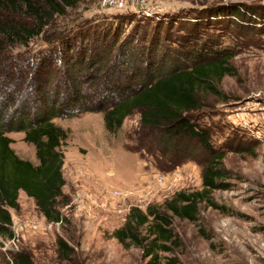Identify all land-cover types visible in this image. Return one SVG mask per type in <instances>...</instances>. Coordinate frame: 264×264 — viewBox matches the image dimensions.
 I'll return each instance as SVG.
<instances>
[{
    "label": "rangeland",
    "instance_id": "374dc122",
    "mask_svg": "<svg viewBox=\"0 0 264 264\" xmlns=\"http://www.w3.org/2000/svg\"><path fill=\"white\" fill-rule=\"evenodd\" d=\"M103 1L85 0L68 9L65 16L55 15L28 48L14 41L1 42L8 56L19 57L38 55L48 48L46 39L56 30L83 21L103 36L116 27L122 31L116 46L114 36H106V42L103 38L100 49L105 56L98 70L85 69L80 74L81 100L95 112L55 120L68 132L61 147L66 184L57 205L63 222H48L35 201L21 191L19 208L10 210L15 237L0 236V264H9L20 255H29L33 264H148L142 248L125 247L112 233L124 225L134 207L164 209L179 193L201 191L210 157L196 144H188V156L178 165L166 157L155 160L136 152L139 138L152 139L142 130L141 111H135L120 130L111 133L98 109L109 106L116 89L129 85L122 77V59H115L122 44L131 52L150 44L156 32L161 38L177 36L182 30L212 22H223V26L206 34L215 43L235 49L231 65L236 74L219 83V95L201 92V107L193 116L198 125L210 129L213 147L226 152L219 162L227 175L222 181L226 189L215 191L212 197L227 210L203 202L195 221L168 213L175 242L171 252L159 254L160 264H264V0H149L144 8L152 10V17L132 10L118 12ZM131 5L132 0L128 7ZM239 7L249 11L242 22L245 28L228 23ZM217 14L222 17H213ZM24 22L31 23L30 19ZM8 136L14 139L11 147L20 158L39 164L36 149L24 141V133ZM181 151L174 158L185 154ZM26 222L38 228L21 229ZM59 239L73 249L69 258L59 252Z\"/></svg>",
    "mask_w": 264,
    "mask_h": 264
},
{
    "label": "trees",
    "instance_id": "16d2710c",
    "mask_svg": "<svg viewBox=\"0 0 264 264\" xmlns=\"http://www.w3.org/2000/svg\"><path fill=\"white\" fill-rule=\"evenodd\" d=\"M84 1L43 0L39 4L34 0H0V236L8 239L15 237L10 210L19 208L21 191L35 201L48 222H63L57 205L66 184L61 147L68 132L55 120L95 112L81 100L80 74L85 69L98 70L105 56L100 45L111 35L116 46L122 31L116 27L110 33L104 31L103 36L99 29L83 21L56 30L46 39L48 48L38 55L19 57L8 56L1 42L14 41L28 48L33 39L45 32L55 15L65 16L68 9H75ZM234 12L229 17L230 26L245 28L242 22L249 13L247 7L236 8ZM217 16L222 17L220 14L213 17ZM26 19L31 23L24 22ZM218 25L223 26V22L197 29L192 26L177 36L167 34L163 38L156 32L150 44L131 52L124 50L122 44L115 59H122L125 69L122 77L129 85L116 89L109 106L98 109L104 113L106 129L111 133L120 130L135 111H141L142 130L152 139L139 138L134 146L136 152L155 160L166 157L178 165L188 156V144H196L210 157L203 170L201 191L179 193L164 209L149 206L144 211L134 207L124 225L112 233V238L123 246L142 248L148 264H160L159 254L172 251L175 236L168 213L181 220L195 221L203 202L213 209L227 210L212 197L215 191L226 189L222 181L227 175L219 167L226 152L213 147L210 129L198 125L193 116L200 110L201 92L219 95V83L236 74L231 65L235 49L215 43L206 34L218 30ZM15 132L24 133V141L35 147L39 164L16 154L11 147L14 140L8 136ZM180 150L185 154L174 158ZM58 249L67 258L73 253L63 239L58 240ZM9 264L33 262L29 255H20Z\"/></svg>",
    "mask_w": 264,
    "mask_h": 264
},
{
    "label": "built area",
    "instance_id": "2783aa9c",
    "mask_svg": "<svg viewBox=\"0 0 264 264\" xmlns=\"http://www.w3.org/2000/svg\"><path fill=\"white\" fill-rule=\"evenodd\" d=\"M130 0H104L103 3L110 8H115L118 12L128 13L132 10V12L143 13L146 17H152V10L150 8H144L149 0H132V7L129 6ZM104 11L111 9H102ZM18 227V226H17ZM21 229H34L36 230L38 226L31 222H26L20 225Z\"/></svg>",
    "mask_w": 264,
    "mask_h": 264
},
{
    "label": "crops",
    "instance_id": "0c3cea01",
    "mask_svg": "<svg viewBox=\"0 0 264 264\" xmlns=\"http://www.w3.org/2000/svg\"><path fill=\"white\" fill-rule=\"evenodd\" d=\"M10 138H12V137H10ZM13 139V138H12ZM14 140V139H13Z\"/></svg>",
    "mask_w": 264,
    "mask_h": 264
}]
</instances>
